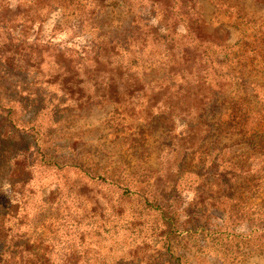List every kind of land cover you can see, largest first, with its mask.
I'll return each instance as SVG.
<instances>
[{
  "label": "rangeland",
  "instance_id": "374dc122",
  "mask_svg": "<svg viewBox=\"0 0 264 264\" xmlns=\"http://www.w3.org/2000/svg\"><path fill=\"white\" fill-rule=\"evenodd\" d=\"M71 1L87 5L96 0ZM71 1L0 0V23H11L5 29L0 28V35H21L23 20L37 21L27 25V28L32 27V33L36 34L37 28L45 25L43 34L51 32L52 35L60 15L53 9L57 5L67 10ZM106 3L108 8L99 13L95 22L97 32L92 28L91 17L87 18L89 6L83 15L81 11H74L77 3H71L73 6L64 12L68 26L56 34L58 43L83 47L99 32L125 53L121 54L122 61L135 62L133 70L141 75L145 73L147 84H177L179 80L171 79L169 73L179 68L174 67L172 61L168 62V67L166 60L158 57L165 47L155 41L149 28H157V21L164 14L151 7L142 9L140 0L129 2L127 7L123 0H107ZM192 3L201 8L210 34L221 29L229 35L227 45L234 47L232 52H225L227 56L220 55L213 62L215 71L228 78V86L226 93L217 97L215 109L211 110L213 114L207 117H187L191 113H148L145 101L134 102L127 109H119V113H113L111 106L92 107L78 113L68 107L57 88L47 86L44 80L40 82L34 75L15 77L0 70V103L19 104L21 113L17 119L24 125L36 121L42 129L49 127V149L59 161L79 160L91 170L97 167L101 174L105 172L120 178L131 193L141 190L144 194V199L138 201L135 195L130 199L123 196L129 200L120 203L118 193L123 190L116 193L93 186L88 187L90 191L81 192L86 182L80 175L58 174L53 169L52 175L40 176V170L35 169L33 196L25 194L23 204L9 222L11 227L15 224L13 232L18 233L21 243H34L41 238L52 247V256L63 258L56 249L72 239L82 240L84 256L93 264H160L165 259L174 264L179 259L181 264H264V240L261 239L264 235L260 233L263 226L260 221H264V189L256 197L245 193L253 175L246 173L232 182V191L227 192L216 208L220 212L230 208L241 212L242 225L237 234L250 236V240L234 243L237 245L232 249L235 262L225 260L214 251L206 234L187 237L183 242L172 240L169 251L165 246L166 250L163 249L162 228H156V221L161 225L157 214L142 211L143 200L149 199L148 195L157 187L171 186V179L177 173L178 193L170 204L175 203L181 217V210L188 208L199 188L212 182L213 179H200L191 174L198 169L193 152H188L186 158L175 164L180 149L192 140L190 128L203 124L217 127V119L224 113H232L231 106H234L235 113L247 118L248 131H264V0H192ZM83 16L86 19L82 29L71 30L69 27H74V22ZM139 18L144 22L138 24ZM167 18L168 22L172 18V22L180 23L181 27L179 17ZM143 39L144 52L135 54ZM216 132L207 137V148L211 147ZM232 141L220 142L224 147ZM262 170L255 178H264V166ZM54 186L60 189L52 197L50 191ZM233 200L239 201L238 207L231 203ZM6 201L0 199V213L6 211ZM146 201L152 203L150 199ZM212 218L217 225L220 218Z\"/></svg>",
  "mask_w": 264,
  "mask_h": 264
},
{
  "label": "trees",
  "instance_id": "16d2710c",
  "mask_svg": "<svg viewBox=\"0 0 264 264\" xmlns=\"http://www.w3.org/2000/svg\"><path fill=\"white\" fill-rule=\"evenodd\" d=\"M134 1L136 0H123L126 7L129 2ZM106 2L107 0H96L84 5L82 2L71 1L67 6L69 9L77 3V6H73L74 11H81L83 15L89 6L87 18L91 17L94 23L92 28L97 32L95 22L99 13L108 8ZM140 2L143 4L142 9L151 7L164 14L158 19L157 28H149L155 41L165 47L158 57L165 59L166 65L172 61L173 66L179 68L177 71L171 69L172 72L169 73L171 79L179 80L175 85L164 82H157L152 86L147 84L145 73L141 75L133 70L135 62L126 64L122 61L121 54L125 53L99 32L87 41L86 47L58 43L56 34L68 26L69 22L64 19V12L68 9L64 10L57 5L53 12L59 11L56 13L60 15L58 21H55L52 35L51 32L49 35L43 34L45 25L37 28L36 34L32 33V27L27 28V25L37 23L35 20L22 21L24 28L20 26L21 35H0V70L8 71L15 77L34 75L40 82L44 80L47 86L57 88L66 99L68 107L78 113L92 107L106 106L114 107L113 113H119V109H127L134 102L145 101L148 113H191L187 117H207L215 109L217 97L227 91L228 78L215 71L213 62L220 55L227 56L225 52L230 53L234 49L227 45L228 33L217 29L210 34V28L201 15V8L192 3V0ZM170 15L179 17L181 27L180 23L172 22V18L168 22L167 16ZM85 19L86 16H83L74 22V27L69 28L80 31ZM142 21L144 22L139 18L137 22L139 24ZM8 23L11 24L10 21L1 22L0 28H7ZM180 31L181 34L178 35ZM144 41L145 39L136 47L135 54L141 55L144 52ZM235 108L231 106L232 113H224L220 120L217 119V127L203 124L190 128L192 140L175 157V164H178L183 157L186 158L188 152H193V158L198 161V169L191 174L200 179H213L210 184L206 183L199 188V193L188 208L180 209L183 217L180 216L179 209L174 207L175 203L170 204L178 193V173L171 179V186L164 189L157 187L148 195L152 203L146 201L149 199L143 200L142 211L154 212L159 218L161 225L156 221V228H162L163 249L166 247L167 251L171 248L172 240L183 242L187 237L206 234L214 251H218L225 260L235 262L232 249L237 248V245L234 243L250 240V236L237 234L242 225L241 212H235L231 208L223 212L216 209L221 200L226 198L227 192L232 191V182L246 173L248 176L253 175L252 184L246 187V194L256 197L264 189V178H255L263 172L264 131H248L247 118L242 113H235ZM20 109L19 104L10 106L0 103V199H7V209L0 213V264H93L84 256L82 240L72 239L56 249L64 255L63 258H58V255L52 256V247L44 243L43 239H36L37 242L34 243H21L18 233L13 232V227L16 226L14 224L11 227V217L16 216L25 194L30 198L33 196V171L40 170V176L52 175L50 171L53 169L58 174L80 175L86 182L81 192L90 191L88 187L93 186L112 189L116 193L123 190L118 193L121 194L118 198L120 203L133 198V195L137 201L142 200L144 194L141 190L139 193H131L130 187L124 185L120 178H113L105 172L101 174L96 166L98 171L89 169L79 160L59 161L49 149V127L48 130L42 129L41 124L36 121L28 125L22 124L17 119ZM49 122L51 125L52 120ZM214 131H218L217 135L214 136L211 147L207 148L206 139ZM222 140L233 141L231 145L225 144L223 147L220 142ZM259 166L261 169H258ZM59 189L60 186H54L50 196L53 197ZM123 196L129 199H123ZM231 203L237 207L239 205V201L233 200ZM215 216L222 220L221 224L219 221L216 225L212 218ZM260 224L263 225L260 229L263 236L264 221L261 220ZM177 262L181 264L180 259ZM174 263L165 259L160 264Z\"/></svg>",
  "mask_w": 264,
  "mask_h": 264
}]
</instances>
